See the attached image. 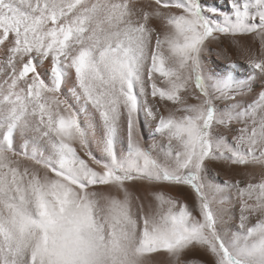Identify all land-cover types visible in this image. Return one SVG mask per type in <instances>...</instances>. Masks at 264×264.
Here are the masks:
<instances>
[{
    "label": "snow or ice",
    "instance_id": "6c2138e0",
    "mask_svg": "<svg viewBox=\"0 0 264 264\" xmlns=\"http://www.w3.org/2000/svg\"><path fill=\"white\" fill-rule=\"evenodd\" d=\"M0 264H264V0H0Z\"/></svg>",
    "mask_w": 264,
    "mask_h": 264
},
{
    "label": "bare ground",
    "instance_id": "6f19581e",
    "mask_svg": "<svg viewBox=\"0 0 264 264\" xmlns=\"http://www.w3.org/2000/svg\"><path fill=\"white\" fill-rule=\"evenodd\" d=\"M206 3H208V4L222 5V4L224 3V0H206ZM228 43H229V42H228L227 40H224V46H225V47L228 46ZM234 58H235V57H234ZM215 170H216L217 172H220L222 176H223V175H227V174L225 173V171H224L223 169L219 168V167H217Z\"/></svg>",
    "mask_w": 264,
    "mask_h": 264
},
{
    "label": "rangeland",
    "instance_id": "374dc122",
    "mask_svg": "<svg viewBox=\"0 0 264 264\" xmlns=\"http://www.w3.org/2000/svg\"><path fill=\"white\" fill-rule=\"evenodd\" d=\"M201 259H203V258H201Z\"/></svg>",
    "mask_w": 264,
    "mask_h": 264
}]
</instances>
